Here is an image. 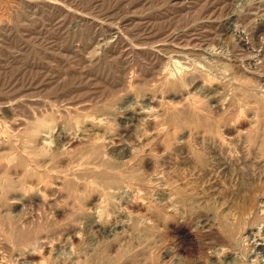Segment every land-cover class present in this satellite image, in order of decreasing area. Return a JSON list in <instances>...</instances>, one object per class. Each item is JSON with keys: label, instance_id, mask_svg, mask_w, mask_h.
Here are the masks:
<instances>
[{"label": "rangeland", "instance_id": "374dc122", "mask_svg": "<svg viewBox=\"0 0 264 264\" xmlns=\"http://www.w3.org/2000/svg\"><path fill=\"white\" fill-rule=\"evenodd\" d=\"M67 2L70 10L72 7H75L74 11L81 10L87 19L97 17L99 24L82 21L72 13L63 18L55 10L32 17L24 12L23 16L18 14L23 19L18 16L17 19L14 15L16 29L8 38V43L0 45V102L19 100L13 111L0 112V117L11 126L9 135H13L10 136L13 139L11 146L9 144L0 150V155L6 159L15 152L18 158L14 166H9L13 169L5 164L0 166L3 170H0V179L4 176L2 173H10L11 178L15 172L22 175L26 166V162L22 163L23 159L28 161L27 155L37 157V154H28L34 149L29 138V127L39 117L58 125L56 127L54 124L58 132L54 130L56 135L53 134L51 142L56 159L44 157V160L38 156L36 160L39 158L38 169L41 171L37 178L33 176V179H28L36 191L44 185L42 177L49 179L48 203L33 202L31 205L28 202L20 205L12 212L15 219L11 222L6 218L7 207L0 208V261L4 264H28V261H24V252L35 251L36 248L37 254L32 259H38L35 260L36 264H264V252L255 248V242L248 234L260 226L264 232V215L257 219L258 214L262 215L257 209H260V199L264 197V56L258 55L260 50L264 53V0ZM54 11L59 14H52ZM78 63L82 64L80 68ZM219 101L224 103V109L217 108L216 102ZM190 102L201 106L200 114L189 112ZM255 119L257 121L253 123ZM24 130H27L25 134ZM59 133L64 145L66 138L76 140L74 148L64 150V145H58L54 140H58L56 136ZM122 133H125L124 137ZM5 138L4 135L2 140ZM41 139V136L35 139L40 147ZM94 141L99 147L93 146L94 154H97L96 149L99 151L101 148L109 152H106L107 157L105 151L101 156L102 150L101 154H97L100 158L90 152ZM101 143L108 145L104 147ZM130 143L139 145L144 154L142 158H147L146 164H140L135 157H120L124 153L122 146ZM84 144L86 149L83 148ZM22 156L25 158L22 159ZM51 161H55L54 165L57 166H53ZM67 164L69 168L73 166L71 171ZM76 165L79 170L74 169ZM97 165L100 168H96ZM110 166L115 167V171ZM18 174H14V181H20L22 176L19 175V179L15 177ZM120 174L123 178H119ZM109 176H112L114 183L109 179L104 184V178L108 179ZM117 177L121 180L117 181ZM107 182L119 187L121 184L122 188L112 184L111 193ZM128 184L131 193H126L125 186ZM35 190L31 195H35ZM168 195L172 203L178 201L179 204H175H182L183 213L165 208ZM251 199L256 200L252 203ZM254 213L257 214L255 218ZM99 219L101 228L93 229L91 222ZM202 219L209 220L207 223L210 225L203 226L200 222ZM229 221L231 224L237 221L236 226L245 221L246 226L243 224L244 228L241 227L244 232L240 230L245 239L240 236L242 240L238 241L239 244L234 243L228 235L227 231L235 227ZM116 224H121L116 228L117 232L110 233L108 229ZM75 234L79 238L73 241ZM43 241L52 246L50 250L42 249L40 245ZM238 245L241 247L238 248ZM258 246L264 247L263 239L258 241Z\"/></svg>", "mask_w": 264, "mask_h": 264}, {"label": "bare ground", "instance_id": "6f19581e", "mask_svg": "<svg viewBox=\"0 0 264 264\" xmlns=\"http://www.w3.org/2000/svg\"><path fill=\"white\" fill-rule=\"evenodd\" d=\"M69 1V0H68ZM71 1V0H70ZM227 1V0H226ZM79 2V1H78ZM0 45L1 44H3V43H8L7 42V40H8V38L11 36V34H13V31L16 29V27L14 26V24H13V17H14V15L16 16V18H17V16H18V14H24V12L25 13H27V14H29V15H31V17L32 16H35V15H37V16H39V14H42L43 15V12H47V13H49V10L50 11H52V10H55V11H58V12H60L62 15H63V18H64V16L65 17H67V16H69V14L71 15V13H72V15H75L76 17H78L80 20H82V21H84V20H89L90 22H92L93 24H96V25H98L99 23V21L97 20L98 18L97 17H94V18H90V19H87V16L85 15V13L84 12H82L81 10H75L74 11V9L73 8H75V7H72L71 8V10H70V8H69V5H68V2H67V0H0ZM76 6V5H75ZM73 9V10H72ZM81 9V8H80ZM93 9V8H92ZM54 11V12H55ZM93 11V10H92ZM45 12V13H46ZM52 13V12H50V13H52V14H56V13H58V12H55V13ZM23 14H22V16H23ZM27 14H26V16H27ZM59 14V13H58ZM56 16V15H55ZM59 16H61V15H59ZM92 16V15H91ZM19 18H21V16H18ZM25 17V16H24ZM62 17V16H61ZM73 17V16H72ZM15 18V19H16ZM60 18V17H59ZM77 18V19H78ZM89 18V17H88ZM97 18V19H96ZM18 19V18H17ZM21 19H23V18H21ZM73 19H74V17H73ZM100 19V18H99ZM20 20V19H19ZM18 20V21H19ZM25 20V19H24ZM27 20H28V18H27ZM26 20V21H27ZM46 20V19H45ZM51 20V19H50ZM65 20V19H64ZM64 20H63V22H64ZM59 21V20H58ZM88 21V22H89ZM123 21V20H122ZM14 22H17L16 20L14 21ZM31 22V21H30ZM57 22V21H56ZM60 22H61V20H60ZM62 22V23H63ZM100 22H102V21H100ZM48 23V22H47ZM65 23V22H64ZM80 23L82 24L83 22H81L80 21ZM92 23H91V25H92ZM16 24V23H15ZM26 24V23H25ZM32 24V23H31ZM58 24H59V22H58ZM68 24V23H67ZM77 24V23H76ZM60 25V24H59ZM85 25V24H84ZM24 26V25H23ZM61 26V25H60ZM62 26H63V24H62ZM61 26V27H62ZM80 26V25H79ZM78 26V27H79ZM44 27V26H43ZM80 27H82V26H80ZM18 28V27H17ZM29 28V27H28ZM42 28V27H41ZM52 29H54V28H52ZM58 29V28H57ZM56 29V30H57ZM82 29V28H81ZM51 30V29H50ZM74 30V29H73ZM111 31L113 30V28L111 27V29H110ZM18 31V30H17ZM32 31V30H31ZM37 32V31H36ZM39 32V31H38ZM62 32V31H61ZM74 32V31H73ZM76 32V31H75ZM15 33V32H14ZM24 33V32H23ZM49 33V32H48ZM198 33V32H197ZM58 34V33H57ZM261 34V33H260ZM18 35V34H17ZM31 35V34H30ZM16 36V35H15ZM51 36V35H50ZM70 36V35H69ZM116 36V35H115ZM13 37V36H12ZM79 37V36H78ZM81 37V36H80ZM117 38H118V36H116ZM116 37H114V38H116ZM16 38H19V37H16ZM37 38V37H36ZM82 38H84V37H82ZM184 38V37H183ZM11 39V38H10ZM118 39H120V38H118ZM190 39V38H189ZM12 40V39H11ZM32 40V39H31ZM36 40V39H35ZM40 40V39H39ZM39 40H38V42H39ZM43 40V39H42ZM64 40V39H63ZM149 40V39H148ZM240 40V39H239ZM10 41V40H9ZM41 41V40H40ZM44 41V40H43ZM82 41H84V40H82ZM96 41V40H95ZM168 41V40H167ZM248 41V40H247ZM42 42V41H41ZM40 42V43H41ZM47 42H48V40H47ZM99 42V41H98ZM113 42V41H112ZM155 42V41H154ZM43 43V42H42ZM65 43V42H64ZM184 43V42H183ZM188 43V42H187ZM11 44V43H10ZM82 44V43H81ZM88 45V44H87ZM18 46V45H17ZM46 46V45H45ZM48 46V45H47ZM46 46V47H47ZM90 46V45H89ZM115 46V45H114ZM182 46V45H181ZM246 46V45H245ZM137 47V46H136ZM14 48V47H13ZM50 48V47H49ZM72 48V47H71ZM146 48V47H145ZM140 49V48H139ZM15 50V49H14ZM69 50V49H68ZM136 50V49H135ZM180 50V49H179ZM4 51V50H3ZM18 51V50H17ZM177 51V50H176ZM264 51V50H263ZM12 52H13V50H12ZM55 52V51H54ZM182 52H184V51H182ZM11 53V52H10ZM132 53V52H131ZM23 54V53H22ZM255 54V53H254ZM253 54V55H254ZM257 54V53H256ZM5 55V54H4ZM10 55V54H9ZM20 55V54H19ZM24 55V54H23ZM258 55H259V57H262V56H264V53H262V51L260 50L259 51V53H258ZM1 56H3V55H1ZM74 56V55H73ZM255 56V55H254ZM6 57H8V56H6ZM5 58V57H4ZM20 58H21V56H20ZM76 58V57H75ZM189 58V57H188ZM208 58V57H207ZM248 58H249V56H248ZM18 59H19V57H18ZM80 59V58H79ZM258 59V58H257ZM262 59V58H261ZM82 60V59H81ZM68 61V60H67ZM77 61V60H76ZM80 62V61H79ZM86 62V61H85ZM257 62V61H256ZM255 62V63H256ZM259 62H261V61H259ZM258 62V63H259ZM263 62V61H262ZM35 63V62H34ZM76 63V62H75ZM83 63V62H82ZM237 63H238V61H237ZM245 63V62H244ZM254 64V63H253ZM257 64V63H256ZM35 65H37V64H35ZM80 65H82V64H80ZM80 65H79V63H78V66H79V68H80ZM259 65H262V64H259ZM258 66V64L256 65V67ZM263 66V65H262ZM241 67V66H240ZM260 67V66H259ZM258 67V68H259ZM35 69V68H34ZM199 69V68H198ZM1 70V69H0ZM191 71V70H190ZM204 71V70H203ZM24 72V71H23ZM56 72V71H55ZM217 72V71H216ZM49 73V72H48ZM81 73V72H80ZM184 74V73H183ZM187 74V73H186ZM161 75V74H160ZM163 75V74H162ZM36 76V75H35ZM59 76V75H58ZM63 76V75H62ZM183 76V75H182ZM188 76V75H187ZM33 77V76H32ZM155 77V76H154ZM185 77V76H184ZM19 78V77H18ZM17 78V79H18ZM164 78V77H163ZM167 78V77H166ZM9 79H12V78H9ZM14 79V78H13ZM181 79H183V77L181 78ZM6 80H8V79H6ZM84 80V79H83ZM209 80V79H208ZM51 81V80H50ZM194 81V80H193ZM203 81V80H202ZM259 81V80H258ZM35 82V81H34ZM40 82V81H39ZM168 82H170V81H168ZM178 82V81H177ZM179 82H180V80H179ZM178 82V83H179ZM208 82V81H207ZM206 82V83H207ZM239 82V81H238ZM260 82V81H259ZM20 83V82H19ZM188 83V82H187ZM241 83V82H240ZM258 83V82H257ZM262 83V82H261ZM264 83V82H263ZM130 84V83H129ZM162 84V83H161ZM181 84V83H180ZM259 84V83H258ZM238 85V84H237ZM247 85V84H246ZM257 85V84H256ZM203 86V85H202ZM240 86V85H239ZM207 87V86H206ZM126 88V87H125ZM156 88V87H155ZM263 88H264V86H263ZM206 90V89H205ZM226 90V89H225ZM112 91H113V89H112ZM118 92V91H117ZM161 92V91H160ZM215 93V92H214ZM223 94V93H222ZM231 94V93H230ZM217 95V94H216ZM263 95V94H262ZM153 96V95H152ZM218 96V95H217ZM114 97V96H113ZM249 97V96H248ZM251 97V96H250ZM221 98V97H220ZM225 98V97H224ZM215 99V98H214ZM223 99V98H222ZM166 100V99H165ZM221 100V99H220ZM227 100V99H226ZM19 101V100H18ZM18 101H16V100H14V99H8L7 101H2L1 100V102H0V112L1 111H13L14 110V108L18 105ZM191 101V100H190ZM222 101V100H221ZM221 101H219V102H216V106H217V108L218 109H224V103H222ZM202 102V101H201ZM204 102V101H203ZM212 102V101H211ZM206 103H208V102H206ZM210 103V102H209ZM227 103V102H226ZM73 104V103H72ZM201 104V103H200ZM210 106V105H209ZM215 106V105H214ZM28 107V106H27ZM188 107V106H187ZM189 107L190 108H188V110H189V112H190V110H191V112L192 113H196L197 115L198 114H200L201 113V106H198V104L196 103V102H190L189 103ZM208 107V106H207ZM210 107H213V105L212 106H210ZM31 108V107H30ZM80 108V107H79ZM229 108V107H228ZM251 108V107H250ZM35 109V108H34ZM61 109V108H60ZM214 109V108H213ZM69 110V109H68ZM257 110V109H256ZM61 111V110H60ZM71 111V110H70ZM74 111V110H73ZM85 111V110H84ZM183 111V110H182ZM36 112V111H35ZM66 112V111H65ZM72 112V111H71ZM174 112V111H173ZM217 112H218V110H217ZM223 112V111H222ZM44 113V112H43ZM73 113V112H72ZM76 113V112H75ZM78 113V112H77ZM182 113V112H181ZM231 113V112H230ZM255 113V112H254ZM6 114V113H5ZM38 114V113H37ZM47 114V113H46ZM65 114V113H64ZM48 115L49 114H47V117H48ZM187 115V114H186ZM18 116V115H17ZM56 116V115H55ZM54 116V117H55ZM67 116V115H66ZM65 116V117H66ZM38 117L39 116H37V119H38ZM42 117H43V115H42ZM62 117V116H61ZM189 117V116H188ZM220 117V116H219ZM16 118V117H15ZM51 118V117H50ZM55 118H58V117H55ZM88 118V117H87ZM221 118V117H220ZM251 118V117H250ZM62 119V118H61ZM73 119V118H72ZM77 119V118H76ZM199 119V118H198ZM202 119V118H201ZM211 119V118H210ZM209 119V120H210ZM257 119V118H256ZM255 119V121H252L253 123L254 122H256L257 120ZM10 120V119H9ZM27 120V119H26ZM25 120V121H26ZM59 120V119H58ZM104 120V119H103ZM175 120V119H174ZM203 120V119H202ZM259 120V119H258ZM15 121V120H14ZM35 120H33V122H34ZM61 121H63V120H61ZM71 121V120H70ZM69 121V122H70ZM157 121V120H156ZM27 122V121H26ZM88 122V121H87ZM203 122V121H202ZM80 122H77V124H79ZM81 123L84 125L85 123H83V121L81 120ZM180 123V122H179ZM13 124H16V123H13ZM32 124V123H31ZM55 123H53L52 121H49V120H47L46 118L45 119H41L40 120V117H39V119L37 120V121H35L34 122V124L32 125V127H29L30 129H29V133H30V137L29 138H31L30 139V142L31 143H33V147H34V149H33V151L31 152H29L27 149V151L29 152L28 154H37L36 156L38 157L39 156V158H44V157H47L48 159H51L52 160V157L53 158H55V156H53L54 154H55V152L51 149V145L53 144H51V142L53 141V139H54V135L53 134H55L56 132L55 131H57V130H55V128L58 126V125H56V127H55V125H54ZM74 124V123H73ZM82 124H80V125H82ZM95 124V123H94ZM124 124V123H123ZM206 124V123H205ZM256 125L255 126H257V123H255ZM22 125V124H21ZM79 125V126H80ZM82 125V126H83ZM98 125V124H97ZM96 125V126H97ZM100 126H101V124H99ZM155 125V124H154ZM157 125V124H156ZM202 125H203V123H202ZM62 126V125H61ZM75 126V124L73 125V127ZM93 126V125H92ZM199 126V125H198ZM210 126V125H209ZM248 126V125H247ZM15 127V126H14ZM67 127V126H66ZM69 127H71L70 126V124H69ZM105 127V126H104ZM145 127V126H144ZM156 127V126H155ZM219 127V126H218ZM243 127V126H242ZM10 128H11V126H9V125H7V121H5L4 120V118H1L0 117V150H2L3 148H5V146L6 147H8L7 145H9L10 143H11V141L13 140L12 139V137H10L11 135H9V132L11 133V130H10ZM25 128H26V126H25ZM59 128V127H58ZM61 128H63V127H61ZM109 128H110V126H109ZM108 128V129H109ZM115 128V127H114ZM132 128V127H131ZM130 128V129H131ZM254 128H256V127H254ZM57 129V128H56ZM77 129H78V126H77ZM80 129H81V127H80ZM91 129V128H90ZM107 129V128H106ZM119 129V128H118ZM155 129V128H154ZM214 129V128H213ZM242 129V128H241ZM245 129V128H244ZM244 129L242 130V131H244ZM23 130V129H22ZM22 130H20L21 131V133H22ZM27 130H28V127H27ZM27 130L25 131L24 130V134L27 132ZM55 130V131H54ZM115 130H116V128H115ZM127 130H128V128H127ZM126 130V131H127ZM145 130H147V129H145ZM156 130V129H155ZM258 130V129H257ZM31 131V132H30ZM121 131V130H120ZM19 132V131H18ZM58 132V131H57ZM116 132H117V130H116ZM220 132V131H219ZM237 132V131H236ZM255 132V131H254ZM86 133H88V131L86 132ZM91 133V132H90ZM125 133H127V132H125ZM124 133V134H125ZM220 133H222V132H220ZM6 134H7V136H6ZM20 134V133H19ZM121 134V133H120ZM124 134L122 133V136L124 137ZM140 134V133H139ZM164 134V133H163ZM229 134V133H228ZM4 135H5V137L7 138H5V139H3L2 140V137L4 138ZM56 135V134H55ZM89 135V134H88ZM116 135H118V133L116 134ZM128 135H129V133H128ZM127 135V136H128ZM151 135V134H150ZM172 135V134H171ZM249 135V134H248ZM13 136V135H12ZM20 136H21V134H20ZM39 136H41L42 137V146L40 147V144H39V142L38 141H36V140H38V138H39ZM62 135H60V133L56 136L57 137V139L58 140H54V141H57V144L58 145H60V144H62V145H64L63 143H64V141H63V143L61 142V140H63V139H61L60 140V138H62L61 137ZM64 136V135H63ZM70 136V135H69ZM100 136H102V135H100ZM108 136H110V135H108ZM111 136H112V134H111ZM121 136V135H120ZM119 136V137H120ZM126 136V135H125ZM139 136V135H138ZM246 136V135H245ZM56 137H55V139H56ZM116 137H118V136H116ZM202 137H204V136H202ZM251 137V136H250ZM63 138H65V137H63ZM98 138V137H97ZM113 138V137H112ZM133 138V137H132ZM136 138V136L134 137V139ZM139 139H141V137H138ZM137 138V139H138ZM21 139H23V138H21ZM20 139V140H21ZM27 139V138H26ZM36 139V140H35ZM67 139V138H66ZM64 139L65 140V147H63V149L64 150H70V148L72 149V148H74L73 147V145L75 144L74 143V141H76V140H72V138L71 139ZM78 139V138H77ZM84 139V138H83ZM101 139V138H100ZM106 139V138H105ZM118 139V138H117ZM247 139H249L248 138V136H247ZM251 139V138H250ZM264 139V138H263ZM28 140V139H27ZM35 140V141H34ZM80 140H81V138H80ZM104 140V139H103ZM120 140V139H119ZM203 140V139H202ZM209 140V139H208ZM207 140V141H208ZM29 141V140H28ZM66 141H67V143H66ZM102 141V140H101ZM223 141V140H222ZM251 140H249V142H250ZM61 142V143H60ZM81 142H82V140H81ZM103 142V141H102ZM107 142V141H106ZM131 142V141H130ZM137 142V141H136ZM143 142V141H142ZM26 143H27V141H26ZM78 143V142H77ZM80 143V142H79ZM82 143H84V142H82ZM104 143V142H103ZM108 143V142H107ZM106 143V145H108ZM141 142H139V144H140ZM210 143V142H209ZM214 143H215V141H214ZM247 143V142H246ZM30 144V143H29ZM38 144H39V147H38ZM56 144V145H57ZM91 144V143H90ZM105 144V143H104ZM104 144H102L101 143V145H104ZM131 144V143H130ZM130 144H128V145H123L122 146V148H121V150L124 152L123 153V155L122 156H120L121 158L123 157H135V158H137V159H139L137 162H139L140 164H146V160H147V158L145 159V158H142V156H144V154H142V150L140 149V147H139V145L137 144V146L139 147H137V146H135V145H130ZM143 144V143H142ZM156 144V143H155ZM170 144V143H169ZM253 144V143H252ZM255 144V143H254ZM27 145V144H26ZM78 144H76V146H77ZM87 145H89L88 143H87ZM96 146V144H95V141H94V143H92V147H91V149H90V152H93V155H96V156H98L99 157V155H97L98 153H100V151L102 150L103 151V149H101L100 148V150L98 151L96 148L98 147V146H96V148H94V150L97 152V154H94V151H92L93 150V146ZM97 145H99V144H97ZM101 145H100V147H101ZM106 145H104V147H107ZM141 145V144H140ZM160 145V144H159ZM221 145H223V144H221ZM251 145V144H250ZM10 146H11V144H10ZM14 146H15V144L13 145V147L12 148H14ZM21 146H22V144H21ZM75 146V145H74ZM78 146H80V145H78ZM111 146V145H110ZM109 146V147H110ZM142 146H145V145H142ZM152 146V145H151ZM210 146V145H209ZM208 146V147H209ZM218 146V145H217ZM252 146H254V145H252ZM258 147H259V145H257ZM18 147V146H17ZM53 147V146H52ZM81 147V146H80ZM261 148L263 147L262 145L260 146ZM19 148V147H18ZM23 148V147H22ZM31 148V147H30ZM55 148V147H54ZM61 148V147H60ZM83 148H85V144H84V147ZM87 148V147H86ZM85 148V149H86ZM89 148V147H88ZM99 148V147H98ZM103 148V147H102ZM142 148V147H141ZM212 148V147H211ZM219 148V147H218ZM221 148H223V147H221ZM221 148H220V150H221ZM241 148H242V146H241ZM260 148V149H261ZM29 149V148H28ZM32 149V148H31ZM30 149V150H31ZM56 149V148H55ZM79 149V148H78ZM107 149V148H106ZM140 149V150H139ZM144 149V148H143ZM208 149V148H207ZM264 149V148H263ZM6 150V149H5ZM9 150V149H8ZM16 150H17V148H16ZM23 150H25L24 148H23ZM58 150V149H57ZM61 150V149H60ZM108 150H110V149H108ZM149 150V149H148ZM213 150V149H212ZM219 150V151H220ZM223 150V149H222ZM7 151V150H6ZM26 151V152H27ZM75 151V150H74ZM105 151V150H104ZM104 151H103V153L101 154V156L103 155L104 156ZM113 151V150H112ZM118 151V150H117ZM211 151V150H210ZM213 151H215V150H213ZM217 151V150H216ZM261 151V150H260ZM11 152V151H10ZM21 152H22V150H21ZM23 152H25V151H23ZM22 152V153H23ZM73 152V151H72ZM106 152H108V151H105V156H106ZM207 152V151H206ZM15 153V152H14ZM14 153H12V154H10V156H8V157H6V159L4 160L3 159V157H2V161H4V163L0 160V166L2 167V164H5L8 168H10L12 165H13V163H14V161L16 160L17 161V155H14ZM54 153V154H53ZM79 153V152H78ZM159 153V152H158ZM211 153H212V151H211ZM218 153V152H217ZM9 154V153H8ZM18 154V153H17ZM20 154V153H19ZM24 154V153H23ZM41 154H43L41 157H40V155ZM59 154V153H58ZM108 154H109V152H108ZM198 154V153H197ZM24 155H26V154H24ZM23 155V156H24ZM72 155H73V153H72ZM92 155V154H91ZM20 157H21V154L19 155ZM18 156V157H19ZM22 156V159L23 158H25V157H23ZM102 156V157H103ZM149 156V155H148ZM0 157V158H1ZM27 157V160L28 161H26V158L25 159H23L24 160V162H22V163H25L26 162V166H25V171L23 172V173H21L22 175H20V174H18V176H15V177H19V175H20V181L18 180V181H14V174L15 175H17L16 174V172L14 173V174H12L13 175V177L11 178V177H9V174L7 175H5V173H2V175L4 174V176H2V178L0 179V208L1 207H7V210H8V212H7V216H6V218L11 222V221H13L14 219H15V216L14 215H12V212L14 211V210H16L17 208H19V206L21 205H25V204H27L28 202H29V204H31V203H33V202H42V203H48V196H50V194L48 195V182H49V179H47V177H42V182L44 183V185H43V189L41 188V189H37L38 191H36L35 189H34V187L32 186V184L29 182V180L28 179H30L31 177H32V179H33V176H36V178H37V175H38V173H39V171H41L40 169H38V167H39V163H40V161H38L39 160V158H38V160H36V158H35V156H31V155H27L26 156ZM50 157V158H49ZM95 157V156H94ZM101 157V158H102ZM107 157V156H106ZM127 157V158H128ZM158 157V156H157ZM17 158V159H16ZM33 158V159H32ZM65 158V157H64ZM93 158V157H92ZM100 158V157H99ZM221 158H222V154H221ZM56 159V158H55ZM83 159V158H82ZM105 159H107V158H105ZM125 159V158H124ZM224 159V158H223ZM21 160V159H20ZM44 160H45V158H44ZM54 160V159H53ZM93 160H94V158H93ZM100 160V163L102 162L101 161V159H99ZM134 160V159H133ZM176 160V159H175ZM253 160V159H252ZM56 162H58L57 160H55ZM55 161H51V163L53 164V166H55L54 165V163H55ZM68 161V160H67ZM85 161V160H84ZM104 161V160H103ZM123 161V160H122ZM21 162V161H20ZM87 162V161H86ZM94 162V161H93ZM117 162V161H116ZM124 162V161H123ZM129 162H132V161H130L129 160ZM135 163H136V161H134ZM149 162V161H148ZM257 162V161H256ZM17 163V162H16ZM22 163H20V166L22 165ZM63 163V162H62ZM66 163H69V162H66ZM103 163H105V162H103ZM107 163V162H106ZM206 163V162H205ZM230 163H232V162H230ZM251 163H252V161H251ZM43 164V163H42ZM69 164H71V163H69ZM84 164V163H83ZM93 164V163H92ZM97 164V163H96ZM125 164V163H124ZM130 164V163H129ZM137 164V163H136ZM149 164V163H148ZM23 165H25V164H23ZM46 166H48V164H45ZM68 165V164H67ZM94 165V164H93ZM113 165V164H112ZM126 165H128L127 164V160H126ZM141 165V166H142ZM193 165V164H192ZM10 166V167H9ZM14 166V165H13ZM51 166V165H50ZM49 166V167H50ZM57 166V165H56ZM63 166V165H62ZM77 166V165H76ZM90 166V165H89ZM98 166V165H97ZM96 166V168H100L99 166L97 167ZM137 166V165H136ZM136 166H134V167H136ZM145 166V165H144ZM143 166V167H144ZM226 166V165H225ZM5 167V166H4ZM21 167H23V166H21ZM49 167H48V169H49ZM61 167V166H60ZM73 167V166H72ZM71 167V168H72ZM92 167V166H91ZM106 167V166H105ZM112 166H110V168H111ZM131 167V166H130ZM152 167V166H151ZM150 167V168H151ZM228 167V166H227ZM6 168V167H5ZM14 168V167H13ZM13 168H10V169H13ZM17 168V167H16ZM55 168V167H54ZM58 168V167H57ZM56 168V169H57ZM71 168H69V165H68V170H70ZM86 168V167H85ZM85 168L83 169L84 171H85ZM96 168H94V169H96ZM108 168V167H107ZM106 168V169H107ZM113 168V167H112ZM138 168H140V167H138ZM196 168V167H195ZM3 169V168H2ZM18 169V168H17ZM47 169V170H48ZM53 168H51L50 170H52ZM55 169V170H56ZM61 169V168H60ZM60 169H58V171L60 170ZM74 169H78V166H77V168L75 167ZM73 169V171L75 172V170ZM93 169V170H94ZM105 169V170H106ZM117 169V168H116ZM144 169H146V167L144 168ZM0 170H1V168H0ZM21 170H22V168H21ZM72 170V169H71ZM70 170V171H71ZM79 170V169H78ZM78 170H76V171H78ZM87 170V169H86ZM92 170V171H93ZM108 170V169H107ZM113 170L115 171V167L113 168ZM113 170L111 171V170H109V172L111 171V172H113ZM118 170V171H117ZM116 171H117V173L119 172L120 173V170L119 169H117ZM133 170V169H132ZM1 171H3V170H1ZM13 171V170H12ZM83 171V172H84ZM95 171V170H94ZM97 171V170H96ZM99 171V170H98ZM100 171H102V168L100 169ZM124 171V170H123ZM122 171V172H123ZM126 171V170H125ZM128 171V170H127ZM139 171V170H138ZM147 171V170H146ZM5 172V171H4ZM60 172V171H59ZM65 172V171H64ZM82 172V173H83ZM105 172V174H106V171H104ZM142 172H143V170H142ZM148 172V171H147ZM7 173V172H6ZM42 173L44 174V172L42 171ZM69 173L70 172H68L67 173V175L68 176H70L69 175ZM81 173V174H82ZM86 173H88V172H86ZM85 173V174H86ZM97 174H98V172H96ZM115 173V172H114ZM126 173V172H125ZM154 173V172H153ZM185 173V172H184ZM214 173V172H213ZM42 174V175H43ZM64 174V173H63ZM66 174V173H65ZM71 174V173H70ZM75 174V173H74ZM91 174V173H90ZM122 174V173H121ZM121 174L119 175L120 177L119 178H123V177H121ZM124 174V173H123ZM128 174V173H127ZM131 174V173H130ZM138 174V173H137ZM141 174V173H140ZM49 175H50V173H49ZM100 175V174H99ZM99 175H97V176H99ZM110 175V174H109ZM116 175V174H115ZM114 175V176H115ZM125 175V174H124ZM48 176V175H47ZM51 176H52V174H51ZM118 176V175H117ZM125 176H127V175H125ZM185 176V175H184ZM112 177V176H111ZM110 176H109V178L108 179H105L104 178V181H103V183L105 184V180L106 181H108L109 179H112ZM134 177V176H133ZM139 177V176H138ZM149 177V176H148ZM16 178V179H17ZM65 178V177H64ZM118 177L116 178V179H118L117 181H119V180H121V179H119ZM185 178V177H184ZM260 178V177H259ZM19 179V178H18ZM68 179H69V177H68ZM67 178H66V180H68ZM86 179V178H85ZM137 179V178H136ZM212 179V178H211ZM62 180H63V177H62ZM65 180V179H64ZM63 180V181H64ZM74 180V179H73ZM113 180V179H112ZM112 180H110V181H112ZM148 180V179H147ZM146 180V181H147ZM38 181L40 182V180L38 179ZM59 181V180H58ZM109 181V182H110ZM116 181V180H115ZM127 181V180H126ZM35 182V181H34ZM33 182V183H34ZM51 182H52V180H51ZM113 183H114V180L112 181ZM111 182V185L113 184ZM124 182H125V180H124ZM132 182H134V181H132ZM168 182H170V181H168ZM176 182V181H175ZM36 183V182H35ZM62 183H64V182H62ZM116 183V182H115ZM121 183V182H120ZM119 182H118V184H120ZM128 183V182H127ZM227 183V182H226ZM39 184V183H38ZM53 184V183H52ZM74 184H75V181H74ZM77 184H78V182H77ZM84 184H85V182H84ZM103 184V187L104 186H106V185H104ZM107 184L108 185H110L108 182H107ZM122 184H123V182H122ZM110 185V187L109 188H111L112 186ZM117 186V187H119V185H117V184H113V186ZM136 185V184H135ZM148 185V184H147ZM171 185V184H170ZM180 185V184H179ZM225 185V184H224ZM49 186H51V185H49ZM77 186V185H76ZM79 186H80V183H79ZM101 186H102V184H101ZM122 185L120 184V187H121ZM129 184L128 185H126L125 187H126V193L127 192H130V189H129ZM157 186V185H156ZM53 187H55V186H53ZM56 187H58V185H56ZM119 187V188H120ZM124 187V186H123ZM183 187H184V185H183ZM192 187V186H191ZM85 188V187H84ZM87 188V187H86ZM108 188V189H109ZM118 188V189H119ZM122 188V187H121ZM120 188V189H121ZM145 188H146V186H145ZM144 188V189H145ZM103 189V188H102ZM106 189V187H104V190ZM114 189H117V188H114ZM117 189V190H118ZM119 189V190H120ZM148 189V188H147ZM171 189V188H170ZM175 189V188H174ZM203 189H204V187H203ZM33 190H35V195L33 196V195H31V193H32V191ZM54 190V189H53ZM65 190V189H64ZM110 190V192L112 193V188L111 189H109ZM116 190V191H117ZM118 190V191H119ZM178 190V189H177ZM106 191H107V189H106ZM106 191H105V193H106ZM114 191V190H113ZM186 191H189V190H186ZM206 191V190H205ZM258 191V190H257ZM69 192V191H68ZM81 192V191H80ZM109 192V194H111ZM139 192V191H138ZM175 192V191H174ZM193 192H195V191H193ZM197 192V191H196ZM261 192V191H260ZM49 193H51L50 192V189H49ZM52 193H53V191H52ZM70 193V192H69ZM125 193V192H124ZM131 193V192H130ZM157 193V192H156ZM163 193V192H162ZM176 193V192H175ZM187 193H189V192H187ZM192 193V192H191ZM203 193V192H202ZM212 193V192H211ZM54 194V193H53ZM86 194V193H85ZM101 194V193H100ZM107 194H108V191H107ZM254 194V193H253ZM48 195V196H47ZM79 195V194H78ZM132 195V194H131ZM144 195V194H143ZM174 195V194H173ZM176 195V194H175ZM218 195V194H217ZM53 196V195H52ZM121 196V195H120ZM167 196V195H166ZM169 196V195H168ZM179 196V195H178ZM182 196V195H181ZM185 196V195H184ZM71 197V196H70ZM82 197V196H81ZM101 197V196H100ZM106 197V196H105ZM116 197V196H115ZM122 197V196H121ZM124 197V196H123ZM125 197H126V195H125ZM173 197V196H172ZM143 198V197H142ZM166 198V197H165ZM169 198H170V196L169 197H167L166 199H168V201L166 202V209H170V210H172L173 212H175V213H183L182 211H181V205H178L179 203H178V201L176 202L175 200V203H178V204H175V203H172V201H170L171 200V198H170V200H169ZM180 198V197H179ZM190 198H193V196H190ZM200 198V197H199ZM253 198V197H252ZM255 198V197H254ZM257 198V197H256ZM116 199V198H115ZM151 199V198H150ZM160 199V198H159ZM174 199V198H173ZM177 199V198H176ZM189 199V198H188ZM187 199V200H188ZM124 200H126V199H124ZM144 200V199H143ZM142 200V201H143ZM252 200V199H251ZM255 200L256 199H253L252 200V203H254L255 202ZM99 201V200H98ZM110 201V200H109ZM128 201V200H127ZM134 201V200H133ZM132 201V202H133ZM193 201V199H191V202ZM213 201V200H212ZM218 201V200H217ZM74 202V201H73ZM184 202V201H183ZM144 203V202H143ZM142 203V204H143ZM189 205H190V202H187ZM193 203V202H192ZM196 203V202H195ZM134 204V203H133ZM136 204V203H135ZM194 204V203H193ZM32 205V204H31ZM30 205V206H31ZM50 205V204H49ZM58 205V204H57ZM89 205V204H88ZM139 205V204H138ZM144 205V204H143ZM148 205V204H147ZM165 205V204H164ZM192 205V204H191ZM259 207H260V209H257L258 211H260V212H258V213H261L262 215H259L258 214V216H257V219H258V217L260 218H262L263 217V215H264V197H262V199H260V203H259ZM119 206V205H118ZM142 206V205H141ZM150 206H152V205H150ZM185 206V205H184ZM187 206V205H186ZM197 206H198V204H197ZM257 206L258 205H256V208H257ZM9 207V208H8ZM32 207V206H31ZM34 207H36V206H34ZM39 207V206H38ZM48 207V206H47ZM57 207V206H56ZM110 207V206H109ZM121 207V206H120ZM157 207V206H156ZM255 207V206H254ZM27 208V207H26ZM46 208V207H45ZM93 208H94V206H93ZM132 208V207H131ZM138 208H140V207H138ZM153 208V207H152ZM188 208H189V206H188ZM193 208V210L195 209V207H192ZM252 208H253V205H252ZM6 209V208H5ZM54 209V208H53ZM149 209V208H148ZM151 209V208H150ZM159 209V208H158ZM185 209H187L186 207H185ZM218 209V208H217ZM239 209V208H238ZM107 210V209H106ZM112 210V209H111ZM120 210V209H119ZM125 210V209H124ZM240 210V209H239ZM255 210V209H254ZM79 211V210H78ZM81 211V210H80ZM79 211V212H80ZM133 211V210H132ZM145 211H147V210H145ZM162 211V210H161ZM189 211V210H188ZM190 211H192V209L190 208ZM195 211V210H194ZM193 211V212H194ZM197 211V210H196ZM195 211V212H196ZM256 211V210H255ZM120 212V211H119ZM137 212H139V211H137ZM143 212V211H142ZM142 212H140V213H142ZM152 212V211H151ZM24 213H25V211H24ZM53 213V212H52ZM192 213V212H191ZM16 214V213H15ZM65 214V213H64ZM69 214H71V213H69ZM75 214V213H74ZM73 214V215H74ZM81 214H84V213H81ZM132 214H133V212H132ZM168 214V213H167ZM186 214H188V212H187V210H186ZM247 214V213H246ZM255 214V213H254ZM3 215V214H2ZM37 215V214H36ZM102 215V214H101ZM135 215V214H134ZM142 215V214H141ZM183 215V214H182ZM240 215H242V214H240ZM256 215L257 214H255V216H254V218L256 217ZM1 216V215H0ZM4 216V215H3ZM2 216V217H3ZM31 216V215H30ZM85 216V215H84ZM93 216V215H92ZM100 216V215H99ZM98 216V217H99ZM160 216H162V214L160 215ZM184 216V215H183ZM217 216V215H216ZM247 216V215H246ZM41 217V216H40ZM133 217V216H132ZM131 217V218H132ZM143 217H145V216H143ZM219 217V216H218ZM226 217V216H225ZM240 217H242V219H243V216H240ZM4 218V217H3ZM2 218V219H3ZM54 218V217H53ZM73 218V217H72ZM105 218V217H104ZM150 218H151V216H150ZM203 218V217H202ZM226 218H228V217H226ZM230 218V217H229ZM247 218V217H246ZM1 219V221H3ZM24 219V218H23ZM30 219V218H29ZM28 219V220H29ZM43 219H45V218H43ZM80 219V218H79ZM98 219V218H97ZM96 219V220H97ZM102 220H103V218H101ZM109 219V218H108ZM126 219V218H125ZM124 218H123V220H125ZM204 219V218H203ZM202 219V221H200L201 222V224L203 225V226H206L207 224H209V223H207V221H209V220H203ZM18 220H21V219H18ZM36 220V219H35ZM49 220V219H48ZM76 220V219H75ZM122 220V221H123ZM127 220V219H126ZM131 220V219H130ZM224 220H226V219H224ZM244 220H245V217H244ZM253 220V219H252ZM259 220V219H258ZM39 221V220H38ZM50 221V220H49ZM85 221V220H84ZM134 221V220H133ZM135 221H136V219H135ZM138 221H140V220H138ZM137 221V222H138ZM141 221H144V222H146L145 220H143V219H141ZM199 221V220H198ZM217 221V220H216ZM228 221V220H227ZM246 221V223H247V220H245ZM245 221H241L242 223L241 224H239V225H237L236 226V223H237V221L236 222H233V223H235V224H231L232 222H230L229 221V224H231V225H235V227L233 228L232 227V229H230V230H228L227 232H228V235H230V239L234 242V243H237V244H239L238 243V241L241 239L242 240V238H244L245 239V237H243V236H241V233L242 232H244V231H242L243 229H241V227H243L242 225L244 224L245 225ZM254 221H256V219L254 220ZM46 222V221H45ZM103 222V221H102ZM238 222H240V220L238 219ZM4 223V222H3ZM106 223V222H105ZM228 223V222H227ZM30 224V223H29ZM28 224V225H29ZM142 224V223H141ZM185 224H186V222H185ZM198 224V223H197ZM200 224V223H199ZM200 224V225H201ZM217 224V223H216ZM220 224V223H219ZM229 224H228V226H229ZM251 224V223H250ZM255 224V223H254ZM24 225V224H23ZM79 225V224H78ZM112 225V224H111ZM121 224H116V225H114V226H112L110 229H108L109 231H110V233H112L113 231H115L116 230V228H118L119 226H120ZM123 225H125L124 223H123ZM133 225V224H132ZM150 225V224H149ZM154 225H155V223H154ZM153 225V226H154ZM160 225V224H159ZM210 225V224H209ZM33 226V225H32ZM37 226V225H36ZM41 226V225H40ZM88 226V225H87ZM90 226L94 229V228H96V229H98V228H101V222H100V219L98 220V221H92L91 222V224H90ZM89 226V227H90ZM138 226V225H137ZM152 226V225H151ZM218 226V225H217ZM246 226V225H245ZM1 227V226H0ZM4 227V226H3ZM17 227V226H16ZM25 227V226H24ZM81 227V226H80ZM123 227V226H122ZM135 227H136V225H135ZM160 228H161V226H159ZM20 228V227H19ZM46 228V227H45ZM66 228V227H65ZM73 228V227H72ZM202 228V227H201ZM244 228V227H243ZM250 228V227H249ZM38 229V228H37ZM71 229V228H70ZM74 229V228H73ZM246 229V228H245ZM250 229H253V227L252 228H250ZM3 230V229H2ZM1 230V231H2ZM76 230V229H75ZM153 230V229H152ZM158 230V229H157ZM242 232H241V231ZM34 231V230H33ZM41 231V230H40ZM45 231V230H44ZM69 231V230H68ZM89 231V230H88ZM138 231V230H137ZM264 231V230H263ZM8 232V231H7ZM55 232V231H54ZM102 232V231H101ZM115 232H117V231H115ZM248 232V231H247ZM250 233H248L250 236H252V237H250L249 235H247L246 237H250L251 239H253L254 240V242H255V248L256 249H258V250H261L262 252H264V247H259L258 246V241L260 240V239H263L264 240V236H263V233L264 232H262V228H261V226L260 227H258V229L256 228V231H252V230H250L249 231ZM38 233V232H37ZM72 233V232H71ZM75 233H77V232H75ZM81 233V232H80ZM95 233V232H94ZM120 234V233H119ZM118 234V235H119ZM122 234V233H121ZM146 234V233H145ZM27 235V234H26ZM30 235V234H29ZM33 235V234H32ZM39 235V234H38ZM50 235V234H49ZM63 235V234H62ZM71 234H69V236H70ZM136 235V234H135ZM28 236V235H27ZM40 236V235H39ZM146 236H148V235H146ZM221 236V235H220ZM242 238H241V237ZM12 237V236H11ZM50 237V236H49ZM66 237V236H65ZM71 238H72V236H70ZM218 237V236H217ZM227 237V236H226ZM32 238V237H31ZM52 238V237H51ZM57 238V237H56ZM79 238V236L78 235H74L73 236V241L74 240H77ZM38 239H40V238H38ZM101 239V238H100ZM113 239V238H112ZM230 239H229V241H230ZM249 239V238H248ZM31 240V239H30ZM64 240V239H63ZM18 241V240H17ZM33 241V240H32ZM35 241V240H34ZM58 241V240H57ZM69 241V240H68ZM70 241H71V239H70ZM72 241V242H73ZM80 241V240H79ZM40 242V241H39ZM48 242V241H47ZM50 242V241H49ZM52 242V241H51ZM55 242V241H54ZM36 243V242H35ZM57 243V242H56ZM65 243V242H64ZM67 243H70V242H67ZM128 243V242H127ZM222 243V242H221ZM230 243H231V241H230ZM21 244V243H20ZM23 244V243H22ZM121 244V243H120ZM236 244V245H237ZM252 244V243H251ZM9 245V244H8ZM38 245V244H37ZM36 245V246H37ZM53 245V244H52ZM67 245V244H66ZM75 245V244H74ZM77 245V244H76ZM119 245V244H118ZM134 245V244H133ZM139 245V244H138ZM231 245V244H230ZM28 246H29V244H28ZM33 246V245H32ZM41 247H42V249L43 250H50L51 248L50 247H52V246H48V244L47 243H45V241H43L42 243H41V245H40ZM69 246V245H68ZM141 246V245H140ZM232 246H233V244H232ZM231 246V247H232ZM254 246V245H253ZM12 247V246H11ZM22 247V246H21ZM24 247V246H23ZM64 247V246H63ZM134 247V246H133ZM204 247V246H203ZM218 247V246H217ZM238 248L239 247H241V246H237ZM39 248V247H38ZM67 248V247H66ZM71 248V247H70ZM28 249V248H27ZM72 249V248H71ZM71 249H68V250H71ZM97 249V248H96ZM123 249V248H122ZM168 249V248H167ZM241 249V248H240ZM35 251H33L32 249L31 250H26L25 252H24V255H23V258H25V260L24 261H28L30 264H36L35 263V260L37 259H35L34 261L32 260V259H34V257L36 256V254H37V252H36V248L34 249ZM37 250H39V249H37ZM59 250V249H58ZM62 250H64V249H62ZM82 250V249H81ZM109 250V249H108ZM118 250H119V246H118ZM137 250H138V248H137ZM212 250V249H211ZM224 250V249H223ZM254 250V249H253ZM23 251H24V249H23ZM73 251V250H72ZM110 251V250H109ZM132 251V250H131ZM143 251V250H142ZM242 251V250H241ZM1 252V251H0ZM39 252V251H38ZM51 252V251H50ZM66 252V251H65ZM119 252V251H118ZM5 253V252H4ZM135 253V252H134ZM130 254V253H129ZM136 254V253H135ZM161 254V253H160ZM8 255V254H7ZM70 255V254H69ZM21 256H22V254H21ZM20 256V257H21ZM39 256V255H38ZM49 256H51V255H49ZM62 256V255H61ZM106 256V255H105ZM129 256V255H128ZM131 256V255H130ZM150 256V255H149ZM58 257V256H57ZM74 257V256H73ZM99 257V256H98ZM120 257V256H119ZM250 257V256H249ZM22 258V257H21ZM53 258V257H52ZM64 258V257H63ZM60 259H62V257L60 258ZM118 259V258H117ZM13 260V259H12ZM38 260V259H37ZM76 260V259H75ZM121 260V259H120ZM10 261V260H9ZM15 261H16V259H15ZM18 261V260H17ZM40 261V260H39ZM168 261V260H167ZM1 263L0 264H4V263H2V261H0ZM4 262V261H3ZM37 262V261H36ZM51 262V261H50ZM61 262V261H60ZM65 262V261H64ZM28 263V264H29ZM42 263V262H41ZM52 263V262H51ZM58 263V262H57ZM62 263V262H61ZM69 263V262H68ZM14 264V263H13ZM22 264V263H21ZM25 264V263H24ZM67 264V263H66ZM73 264V263H72ZM164 264H165V262H164Z\"/></svg>", "mask_w": 264, "mask_h": 264}]
</instances>
